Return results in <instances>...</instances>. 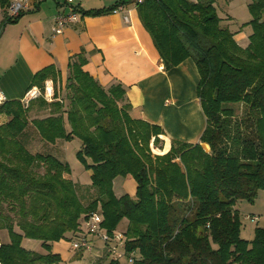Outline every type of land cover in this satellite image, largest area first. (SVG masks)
<instances>
[{"label":"trees","instance_id":"trees-1","mask_svg":"<svg viewBox=\"0 0 264 264\" xmlns=\"http://www.w3.org/2000/svg\"><path fill=\"white\" fill-rule=\"evenodd\" d=\"M132 2L82 12L96 15ZM7 4L0 0L2 9ZM136 7L165 68L186 58L197 67L206 117L200 141L173 140L168 151L153 153L151 142L162 145L161 127L133 116L122 85L105 89L82 69L80 55L69 65L63 97L31 99L30 106L37 102L48 116L28 121L31 107L3 101L0 114L8 120L0 124V229L10 240L0 244V264H52L60 257L52 243L79 235L99 207L110 234L128 220L124 249L133 254L132 264H264V228L243 238L236 208L264 188V0L248 3L251 34L244 48L214 0H143ZM16 18L4 17L1 27ZM55 76L52 67L44 68L30 87L43 90ZM29 127L44 141L80 140L77 155L91 171L93 188L87 203L65 177L67 163L27 150L22 138ZM117 177L135 181L134 196L114 189ZM24 239L40 241L47 252L26 249Z\"/></svg>","mask_w":264,"mask_h":264},{"label":"crops","instance_id":"crops-1","mask_svg":"<svg viewBox=\"0 0 264 264\" xmlns=\"http://www.w3.org/2000/svg\"><path fill=\"white\" fill-rule=\"evenodd\" d=\"M118 1L82 0L81 6L84 11L104 10ZM58 9L57 2L44 1L2 25L0 94L5 100L35 98L28 93L38 87H30V84L34 75L47 67H52L56 75L54 80L51 79L54 89L57 83L64 88L69 65L80 55L85 59L82 69L105 89L116 83L122 85L133 116L161 127L164 152L169 150L173 140L200 141L206 117L197 96L200 79L197 67L191 58H186L172 68H165L133 2L124 11L113 8L96 15L83 14L78 22L53 35V15ZM226 23L230 27L231 21L226 20ZM234 39L245 47L235 35ZM40 111L43 112L38 116L40 118L49 115L46 109ZM2 119L5 122L8 117L3 115ZM201 145L209 149L208 144ZM65 177L72 180L70 173ZM115 180L118 193L135 194L133 179L117 177ZM83 228L81 225L82 231ZM23 241L29 245L23 246L30 251H34L35 244L40 242L33 239ZM51 251L62 258L77 254L66 239L53 242Z\"/></svg>","mask_w":264,"mask_h":264},{"label":"rangeland","instance_id":"rangeland-1","mask_svg":"<svg viewBox=\"0 0 264 264\" xmlns=\"http://www.w3.org/2000/svg\"><path fill=\"white\" fill-rule=\"evenodd\" d=\"M250 0H217L214 1L215 9L217 14L224 18V20H230V29L234 32L237 41L243 45L247 46L249 43V35L251 34V27L246 24L251 19V14L248 10V2ZM225 20V21H226ZM38 92L35 96L42 97V90L37 88ZM55 90L60 97L65 95V89L61 84H55ZM33 97V96H31ZM34 99V98H32ZM31 99L22 101L24 107L28 108L27 118L30 121L33 118H40L38 116L42 115L41 107L38 106L37 102H33L30 106ZM37 109V110H36ZM46 111L49 112L48 109ZM3 115L0 114V124L3 123ZM8 120V119H7ZM26 134L22 138V142L29 152L36 153L38 151L42 154H52L56 156L59 160L67 163L70 168V175L75 183L78 191V195L87 203L92 195L93 188L91 186V173L85 167L82 159L77 155V151L81 147V142L78 138H57L54 142L41 140L39 134L35 129L29 127L25 130ZM28 135V136H27ZM153 147V153L161 154L164 153L161 143L157 146L150 143ZM161 148V149H160ZM208 150V148H204ZM88 161V160H87ZM68 178V177H67ZM114 189H116V180H114ZM134 196V195H131ZM236 208L240 212L241 217V228L240 235L246 239H252L254 236L255 227L264 228V188L258 189V191L253 196V199H240L236 203ZM97 213L101 214L100 207L97 209ZM256 216L257 220L251 221L250 217ZM128 220L123 218L117 225L113 233L117 234L119 237L123 238V232L127 228ZM82 226L85 227L83 222ZM84 229V228H83ZM7 230H0V242H9L10 238L7 235ZM75 237V236H74ZM73 237V238H74ZM22 244L27 245L26 241ZM29 246V245H27ZM106 242L102 239L95 238L92 242L91 250H82L77 252V254H72L67 258L59 257L52 264H94L97 257L103 256L106 253ZM34 252L46 253L40 242H37L34 246ZM111 261L110 257H106L102 264H108ZM120 264H132V262H127L126 259L121 258Z\"/></svg>","mask_w":264,"mask_h":264},{"label":"built area","instance_id":"built-area-1","mask_svg":"<svg viewBox=\"0 0 264 264\" xmlns=\"http://www.w3.org/2000/svg\"><path fill=\"white\" fill-rule=\"evenodd\" d=\"M48 1V0H10L7 6L0 11V31L1 23L4 17L14 19L18 17L21 13L32 9L36 4ZM55 1L59 5V9L53 15V24L51 26L52 34H60L63 32L64 28L68 25L78 22L83 16V9L81 6L82 0H51ZM143 0H133L134 5L142 3ZM125 4L120 3L117 5L116 9L119 11H124L126 9ZM126 18V17H124ZM38 90L29 91V96H36ZM42 96L46 101H52L55 99V89L54 84L51 79L44 81ZM5 101V98L0 94V104ZM251 221L257 220L256 216L250 217ZM103 216L98 214L97 211L90 212L85 222V228L79 235L72 238L70 242V248L74 252L91 250L92 242L95 238L102 239L106 242V254L111 260L120 261L121 258L127 260V262H132L133 254H127L125 252V239L119 237L115 233H108L102 227Z\"/></svg>","mask_w":264,"mask_h":264}]
</instances>
